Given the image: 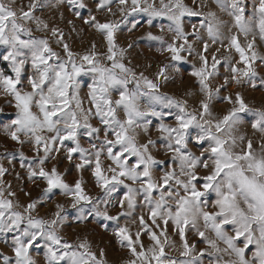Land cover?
<instances>
[{"label":"snow or ice","instance_id":"snow-or-ice-1","mask_svg":"<svg viewBox=\"0 0 264 264\" xmlns=\"http://www.w3.org/2000/svg\"><path fill=\"white\" fill-rule=\"evenodd\" d=\"M15 2L0 0V45L7 49L2 59L8 62L11 70L10 75L0 71V90L14 99L16 109L15 118L4 130L18 144H33L37 153L36 166H29L28 177L46 183L42 196H50L58 189L71 197V207L80 213L81 221L87 219L84 211L88 205L92 206L90 215L115 222L131 216L138 203L146 207L147 220L159 229L158 233L143 215L139 217L140 230L134 238L126 226L114 230L120 245L130 254L126 264H203L205 257L209 258L208 264H264V141L257 151L251 139L236 134L243 122V114L247 113L255 117L252 129L264 133V110L249 108L242 95L236 92L234 97H223L232 105L226 114L215 118L212 113V101L221 88L229 83L251 82L257 76L253 65L258 59L255 51L257 36L264 41V0H213L220 12L231 18V23L220 19L213 11L204 13L189 8L182 0H159L158 6L155 0L152 3L149 0H99L97 10L107 7L110 13L111 3H118L120 20L101 23L94 15L84 19L85 24L103 36L106 52L98 53L93 44L89 54L79 56V64L77 54L63 43L60 29L52 27L50 34L57 38V43L63 44L66 58L53 51L47 39L32 36V28L28 26L31 22L36 24L37 31L41 27L49 28L35 15L37 10L49 7V0H28L26 9L20 7L18 10L13 7ZM60 2L62 0H57ZM193 2L196 4L197 0ZM68 3L86 7L83 0H68ZM139 12L150 18L166 17L171 22L168 30L174 35L163 51L170 53L172 62L182 61L181 53H191L193 49L184 30L185 16L203 17L199 29L193 33L197 39H201L200 30H204L213 43H221L226 55L222 58L214 55L209 68L207 58L200 54L202 66L191 73L203 94L198 109L189 111L186 100L178 101L161 94L160 81L169 79L168 69L175 67L174 63L161 66L155 78L149 79L143 73L137 75L122 62L126 49L117 44V30L130 15ZM76 16L81 18L79 12ZM148 22L151 24V19ZM225 29L228 36L224 34ZM240 37L244 38V43ZM147 38L163 41L162 36H154L151 32ZM132 46L129 44L128 48ZM207 49L205 42L204 51ZM233 51L238 54L235 63H231ZM101 56L110 62V66L101 62ZM259 59L264 62V57ZM222 63L231 75L225 77L223 85L213 89L209 80ZM28 64L32 69L27 77L30 90H24L22 72ZM85 72L93 74L88 92L91 108L87 110L82 107L77 81V77ZM260 83L264 86V79ZM130 84L134 87L130 88ZM113 93L117 98H113ZM156 105L178 109L173 125L163 122L171 113L157 111ZM92 117L98 118L103 128L93 127L89 122ZM151 117L160 121L156 128L159 142L171 154L179 174L173 168L158 179L154 178L155 166L164 163L152 152L157 140L148 138L146 142H140L137 139L139 134L149 132ZM80 129H84L89 137L104 134L99 147L92 144L91 153L80 146ZM192 129H198L194 137ZM44 132L53 135L45 136ZM190 139L202 146L199 155L189 150ZM65 141L75 145L67 148V159L71 161L74 153L79 154L76 169L81 171L85 166L91 167L102 195L95 198L87 195L79 179L69 185L55 166L45 169L46 162L54 158L51 154L59 152ZM105 151L110 161L107 166L101 160ZM21 158L23 160V154ZM200 168L206 169L207 174L199 176ZM4 173L5 169L0 167V176ZM201 180L203 183L198 187ZM121 188L124 189L122 196L113 200V194ZM157 191L158 196L155 195ZM213 193L216 197L214 210H205ZM3 196L4 190L0 187V235L12 234V255L0 254V264H37L31 250L40 247L41 241L44 264H106L103 249L97 255L86 239L70 243L59 235L58 229L64 222L63 205H57L53 219L45 220L32 215L36 201L28 203L23 211H16L13 202ZM109 204L119 205L118 215L109 214ZM169 225L179 236V256L184 259L171 258L166 252V248L176 247L168 236ZM102 227L106 229L107 225ZM229 227L233 234H229ZM188 231H194L206 247L196 251V245L187 239ZM141 232L149 236L152 242L149 246L142 242Z\"/></svg>","mask_w":264,"mask_h":264},{"label":"rangeland","instance_id":"rangeland-1","mask_svg":"<svg viewBox=\"0 0 264 264\" xmlns=\"http://www.w3.org/2000/svg\"><path fill=\"white\" fill-rule=\"evenodd\" d=\"M153 0H149L152 3ZM157 6L159 0H155ZM182 2L189 8H194L197 11L207 13L213 11L217 16L231 23V18L225 13L220 12L213 0H197L194 4L193 0H182ZM86 5L84 8L73 6L68 3V0H62L57 3V0H49V7L42 10H37L35 15L39 17L44 23L48 24L47 30L41 27V30H36V24L34 22L29 23V27L32 28V36L40 39H47L50 47L53 51L57 52L61 57H65L63 52V44L57 43V38L52 37L50 30L52 27H56L63 32V43L68 44L70 50L77 54V63H80L79 56L89 54L92 51V45H96V51L98 53L106 52V42L103 36L96 32L95 29L84 23V19H87L89 15L96 16V19L101 22L107 21H119L120 13L118 11L119 5L116 2L111 3L110 7L112 12L110 13L105 7L103 10H97V3L99 0H83ZM28 4V0H16L13 7L19 9L25 7ZM55 5V6H52ZM250 11V8H249ZM76 12L80 13V17L76 16ZM151 19V24H149ZM202 16H185L183 17L184 30L188 34V42L192 44L193 49L191 53L184 51L181 55L184 57L182 61L172 62L170 60V53L163 51V48L171 43L173 32L169 31V25L171 22L166 17H154L150 18L147 14L139 12L130 15L124 23L121 24L117 30L116 38L119 47L125 48V56L123 63L126 67L131 68L137 75L143 73L149 79H154L159 68L165 64H175V67L168 69V80L160 81V92L167 96L172 97L178 101H187L188 110L194 111L199 108V101L202 98L199 84L196 77L191 73L202 66L200 61V54H203L211 68L212 57L215 55L217 58H222L226 53L223 50L221 43L218 41L213 43L207 36L206 31L200 30L201 39H197L193 35L196 29H199V25L202 21ZM71 21L72 23H69ZM135 25V27H133ZM163 29V31H162ZM151 32L154 36H162L161 40H151L147 38V34ZM235 32V29H233ZM225 36L229 33L224 30ZM27 38V37H24ZM251 38V37H249ZM241 43H244V38L240 37ZM207 42L208 49L204 51V43ZM182 43V41H181ZM227 43V40H224ZM132 44L131 48L128 45ZM219 49V51H217ZM255 51L258 54V59L254 63L253 67L257 73V76L251 81L237 85L235 83H229L226 87L221 88L219 94L212 101V113L213 117L220 118L232 107L227 101L223 99L224 96H235L236 92H239L245 103L252 109L264 110V86L261 85L260 80L264 79V62L259 57H264V41H261L257 36ZM7 53V49L0 45V71L5 74H11V70L7 61L2 59L3 55ZM234 59L231 63H235L238 59V54L234 51L232 53ZM101 62L110 66V62L104 60L103 56L100 57ZM242 66V65H238ZM88 66L85 65V68ZM32 69L30 64L25 66L22 72V82L24 90H30V86L27 83V77L31 75ZM231 73L227 67L222 63L217 66L216 75L209 80L210 87L215 89L224 84L225 77H230ZM79 84L78 94L82 102V107L87 110L91 108V102L88 97L90 90L89 86L93 83V74L89 72L82 73L77 77ZM255 84V87L253 86ZM129 87H134L130 84ZM113 98H117L116 93H113ZM14 99L11 96L5 95L0 90V167L5 169L3 176H0V187L4 190V199H9L13 202L14 210L23 211V208L30 202L36 201L37 207L32 212V215L36 218H42L50 220L54 218L57 205L64 206V222L59 227V235L64 240L70 243H76L79 240H87L94 252L99 255V250L103 249L105 253L104 259L106 264H126V261L130 259V254L126 247H122L114 234V230L118 226H126L130 233L135 237V233L140 230L139 217L143 215L149 226L153 227L154 231L159 232L152 226L151 221L147 220L148 209L138 203L131 216H124L115 221H104L101 218H97L94 214H89L92 208L91 205L85 206L84 215L86 220L81 221L79 219L80 213L77 209L71 207V197L63 195L60 190H53L50 196H42L44 188L47 186L42 179H29L28 171L29 166L35 167L34 161L37 159V153L34 151V146L31 143H25L23 145L12 141L9 135L5 132L6 125L11 123V120L15 118L16 109L14 107ZM35 111V109H33ZM156 110L164 113H171L164 117V123L169 125L174 124V116L178 112L175 107L166 108L162 105H156ZM94 112V109H93ZM120 118H123V113H120ZM151 124L149 125V132L147 134H139L137 136L138 141L146 142L148 138L157 140V145L152 149V152L157 160L164 161L163 164H159L154 168V178L158 179L164 174L165 171L176 168L177 174L179 169L171 160V154L167 152L166 148L159 142V133L156 131L158 124L160 123L155 117H151ZM255 117L251 113L243 114V122L238 128L236 134L245 136L246 140L251 139L253 141L254 148L258 151L260 143L264 141V133L255 131L251 127V123ZM93 127L103 128L99 119L92 117L89 121ZM198 129H192L191 135L194 137ZM45 136L53 135L52 133L44 132ZM112 138L111 136L109 137ZM21 139H24L21 136ZM78 139L82 148L88 149L89 153L92 151V144H96L99 147L100 143L104 139L103 132L99 137H89L85 134L84 129L79 130ZM75 145L71 141H65L64 146L61 147L59 152H53L52 159H49L44 165L46 170H50L53 166L57 168V171L62 175L64 181L69 185H74L76 180H82V187L87 195L95 198L98 195H102L100 189L96 186L95 178L92 176V169L89 166L81 171H78L75 167L80 162V156L78 153L73 154L71 161L67 159V148L74 147ZM207 145L205 144L204 147ZM57 147H60L57 144ZM188 148L190 151L199 155L202 150V146L190 139ZM23 154V160L21 158ZM42 154V153H41ZM94 160V156L91 157ZM101 160L104 166H107L110 161L107 160L106 151L101 156ZM23 164V167L21 166ZM207 174V170L200 168L198 171L199 176ZM126 183H129L126 181ZM203 183L201 180L198 183ZM124 189L121 188L117 193L113 194L112 199L116 200L122 196ZM14 193L9 196L8 193ZM156 196L159 195L157 191ZM215 194H211L208 199L207 208L205 210L213 211V202L215 200ZM140 201L143 200L141 196ZM19 205V207H17ZM101 210L104 209V205H100ZM121 211L118 204H109L108 212L110 215H118ZM102 225H107L105 229ZM163 227V225H161ZM229 234H233L229 227ZM11 233L7 235H0V254L11 256ZM187 239L190 244L196 245V251L206 247L205 243L200 240L194 231H188L186 233ZM208 235H212L208 233ZM168 236L175 243L176 247L168 250L167 254L174 259H184L179 256V250L181 248L179 236L173 232L172 227H168ZM163 239V237H161ZM141 240L145 246H149L152 242L149 240V236L144 232H141ZM7 241V243H5ZM40 247L33 248L31 254L36 259L37 264H44V248L43 241L40 242ZM242 246V245H241ZM207 257L204 258L203 264H208Z\"/></svg>","mask_w":264,"mask_h":264}]
</instances>
